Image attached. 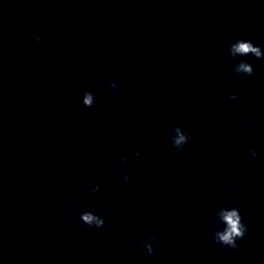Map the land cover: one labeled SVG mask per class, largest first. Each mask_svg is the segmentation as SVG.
<instances>
[{"label":"clouds","instance_id":"clouds-1","mask_svg":"<svg viewBox=\"0 0 264 264\" xmlns=\"http://www.w3.org/2000/svg\"><path fill=\"white\" fill-rule=\"evenodd\" d=\"M34 41L38 44L40 42L39 36L33 37ZM230 54L233 58L236 57L237 54L241 56L252 55L257 59L264 58L262 55L261 48L259 46H255L251 41L247 40H237L234 44L231 45ZM235 72L237 74L243 72L248 76H252L254 69L252 65L246 61H240L239 66L235 68ZM109 87L113 90L118 91V85L116 83H110ZM229 98L232 100H237L239 97L236 94H230ZM94 93L90 91H85L83 93V104L89 106L90 108L93 106ZM181 127L176 126L173 129L175 136L170 137V141L172 146L177 149H182L183 146L191 139V134L181 131ZM136 156H139L140 153L136 152ZM251 155L256 157L258 153L255 149L251 150ZM125 164L128 163V157L122 158ZM130 179L129 176L125 175L124 180L128 181ZM92 193L95 194L99 191V185H96L91 189ZM79 211V209H78ZM223 220L227 224V228L223 232H217L214 240L215 242L231 247L232 249L237 248L236 241L239 239H243L246 235L247 228L246 225L242 222V217L240 212H238L235 208L231 211H224L222 213ZM79 218L83 222V224L87 227H96L101 228L104 226V218L103 215H96L90 211L79 212ZM86 230V229H85ZM149 239H155V237L150 236ZM145 247L148 249V253L154 254V250L151 244H145Z\"/></svg>","mask_w":264,"mask_h":264}]
</instances>
